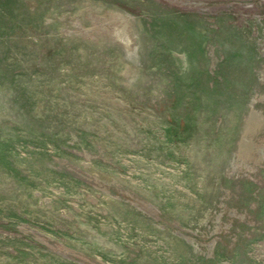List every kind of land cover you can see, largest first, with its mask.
<instances>
[{"label":"rangeland","instance_id":"obj_1","mask_svg":"<svg viewBox=\"0 0 264 264\" xmlns=\"http://www.w3.org/2000/svg\"><path fill=\"white\" fill-rule=\"evenodd\" d=\"M0 264H264V0H0Z\"/></svg>","mask_w":264,"mask_h":264}]
</instances>
